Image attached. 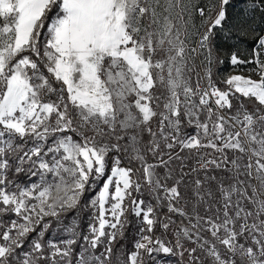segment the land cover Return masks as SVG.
Returning a JSON list of instances; mask_svg holds the SVG:
<instances>
[{
  "label": "snow or ice",
  "instance_id": "obj_1",
  "mask_svg": "<svg viewBox=\"0 0 264 264\" xmlns=\"http://www.w3.org/2000/svg\"><path fill=\"white\" fill-rule=\"evenodd\" d=\"M229 3L0 0V264H112L128 214L143 226L117 264H144L154 252L182 261L187 253L185 264H264V35L250 58L231 53L234 68L255 66L249 75L229 74L218 87L212 72L216 36L255 32L264 3L252 0L232 24ZM176 147L195 159L188 172ZM174 159L181 174L169 186L156 168L171 179ZM25 173L38 181H18ZM145 186L156 207L133 196ZM162 206L181 218L171 242L154 235L175 223L158 220ZM84 207L95 211L79 250L74 223L65 226L72 238L44 239L47 218Z\"/></svg>",
  "mask_w": 264,
  "mask_h": 264
},
{
  "label": "rangeland",
  "instance_id": "obj_2",
  "mask_svg": "<svg viewBox=\"0 0 264 264\" xmlns=\"http://www.w3.org/2000/svg\"><path fill=\"white\" fill-rule=\"evenodd\" d=\"M251 2L252 0H230V3L228 4L229 9L227 11L228 15L229 16L235 15V17H237L239 15L242 16V14L245 12L251 11L252 10L250 7ZM261 2L264 3V0H261ZM259 11H260L259 8L255 9V12H259ZM232 41H235V39H232ZM253 45L254 43L244 42V43H241L235 46L238 49V51L236 49L231 50L228 48L226 49L224 54L223 53L219 54L221 50L218 53H216L217 50L214 51L213 56H218V55H226V56L224 57V59L223 58L221 59L220 57H218L219 59L217 61L213 60V64H212L213 80L216 82L222 81L229 74H237L238 72L239 74H243L245 76L249 75L250 73L248 69L255 67L254 65L246 64V65L239 66V68H234L230 63V57H228V55H231L232 52H237V54H240L239 56L241 59H248L251 57V54L253 51ZM218 48L220 49L222 48V46H219ZM261 59H264V53L261 54ZM251 75L253 79H259V76L257 74L253 73ZM242 98L243 97H241V99ZM233 103L235 104L236 101L234 100ZM157 124H158V121H157ZM185 130L190 133L194 132L193 127H188ZM185 156L189 157V159L184 161V167L188 169L185 172H188L190 167L195 165V159L191 158L189 152L182 155L181 157H185ZM149 164H152V163H149ZM180 165H181V161L179 160L174 159L173 161L170 162L168 167L171 169H174L171 179H165V173L167 169H165L163 166H160L161 169L160 167L159 168L157 167L156 172L161 178V183H167L170 186L172 183L175 182L176 179H179V176L181 174L179 173V171H181ZM223 175H226V173H224ZM19 176H21L22 179ZM19 176L17 177V179L20 182L27 183L29 181L31 182L38 181V177L29 176L27 173L21 174ZM49 179H51V176H49ZM186 179H190V177H186ZM140 182L143 184L144 183L143 179H141ZM100 187L98 186V183H97L94 187L87 190L84 193L83 197L81 198V204L87 205L88 202L97 194ZM181 190L183 192V186L181 187ZM158 194L163 195V191L160 190ZM133 196L139 199H143L146 203L150 202L153 206H154L153 201L156 200L154 195L148 191L147 186L144 187L142 192H133ZM161 203L165 204L166 202L161 201ZM181 204H183V202H181ZM162 209L165 210L164 214L166 215L159 216L158 212ZM94 211L95 210L90 207H84L82 211H79V213L69 211L67 213L62 214L59 220H57L56 218H47L51 220V227L47 231L48 233L45 234L44 239L45 240H59V239L72 238L70 234L65 231V226L70 227L74 223L76 232H77V240H78L77 250H79V243L82 242V236L88 233V226L92 220ZM169 215L172 216V220L174 221L176 215L168 213V209L166 206L158 207L156 209V216L158 219H161V221L163 220L164 222H166L167 221L166 217H168ZM13 218L15 217L13 216ZM127 220L129 222L126 226L128 227V231H129L128 238L127 240L120 242V244L116 247L115 252L113 248L112 264H117V257H120L121 259H126V257L123 255V253L125 252V249L127 251L133 250V242L137 238L139 229L143 226L142 220L139 217H136L134 215H132V217L127 216ZM185 223H187L186 220H185ZM107 230L109 229H106V231ZM35 235L36 233H33L32 235H30L29 240H31L32 237ZM161 239H164L167 241V239L164 236ZM221 250L223 251V248ZM143 259H144V264H179V259L177 258V255L164 254L162 252H154L151 257L145 254Z\"/></svg>",
  "mask_w": 264,
  "mask_h": 264
},
{
  "label": "trees",
  "instance_id": "obj_3",
  "mask_svg": "<svg viewBox=\"0 0 264 264\" xmlns=\"http://www.w3.org/2000/svg\"><path fill=\"white\" fill-rule=\"evenodd\" d=\"M217 86L218 87H224L222 84H220V81H217ZM244 103L245 105L248 107V108H251L252 107V104L249 103V101L247 99H244ZM151 127L153 128V130L155 131L157 128H158V124H157V120L154 119L151 123ZM150 139V137L145 133L144 136H143V142L144 143H147V141ZM161 148L163 149L164 152H168L169 150L166 149V148H163V145H161ZM206 151H211L210 149L209 150H206ZM188 152V150H184V151H181V149L179 147H176L175 150H174V154H179L180 156L186 154ZM163 159L167 160V155L163 156L162 157ZM146 159H147V162L148 163H152V164H156V162L158 161V157L156 156H153L151 153H147L146 154ZM121 164L122 166H129L128 165V158L125 156L124 159L121 161ZM132 167H134V169H140L139 171H134L133 173V176L136 177V178H139V180L143 179V172H142V168H141V165L138 161H133L132 164L130 165ZM159 168V167H158ZM161 169V167H160ZM188 169L184 167V171H187ZM179 173H181V171H179ZM21 178V176H19ZM22 179V178H21ZM103 182V179H101L99 182H98V186L100 187L101 184ZM154 206H156L157 204V201L154 200ZM165 210L162 209L158 212V215L159 216H162V215H166L164 214ZM72 212H76V213H79V211L77 210H73ZM128 216L132 217L131 214H128ZM4 219H8V217H4ZM159 221H161V219H158ZM180 220L181 218L179 216H175V220H174V224L170 225V228L169 230L166 232L162 227H160L159 224H157V226L154 228V235L157 236V237H160V238H163V236L167 239V242H171L173 241V236H172V231L175 229L176 225L178 223H180ZM162 222H164L162 220ZM167 222V221H166ZM48 233V232H46ZM128 234H129V231H128V227H126L124 229V233H123V238L120 239L114 246V252L116 250V247L120 244L121 241H124V240H127L128 238ZM188 247H191L192 245L189 243L188 245H186ZM177 258L179 259V264H185V262L187 261L188 257H187V253H185L184 257H183V261L181 260V257L179 255H177Z\"/></svg>",
  "mask_w": 264,
  "mask_h": 264
},
{
  "label": "crops",
  "instance_id": "obj_4",
  "mask_svg": "<svg viewBox=\"0 0 264 264\" xmlns=\"http://www.w3.org/2000/svg\"><path fill=\"white\" fill-rule=\"evenodd\" d=\"M193 3H198L199 5L201 6H209L210 4L211 5H218V0H193ZM226 9L228 11V5L226 6ZM260 10V9H259ZM248 12H252L251 11H248ZM228 14V13H227ZM254 17H255V27H256V31L253 32L251 30L248 31L247 35L245 36H241V37H238V38H234L235 41H232V40H229V42H226L222 37L221 35H217L216 38H215V45H216V49H217V52L218 53L220 50L221 52H219V54L221 53H225L226 49H236L238 51V49L235 47L236 45H239L241 43H255V36L257 34H260V35H264V12H255L253 13ZM194 17H195V24L197 26L200 25V19H199V16L198 14H194ZM241 17L240 15L235 17V15H232V16H229L228 15V23L229 24H232V23H236L238 21V18ZM219 46H222V48H218ZM216 51V50H214ZM240 55V54H238ZM226 55H218V56H214V61H217L220 57L221 59L225 57ZM231 55H228V57H230Z\"/></svg>",
  "mask_w": 264,
  "mask_h": 264
}]
</instances>
